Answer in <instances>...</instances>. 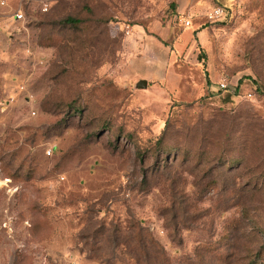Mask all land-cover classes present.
<instances>
[{
	"label": "rangeland",
	"instance_id": "1",
	"mask_svg": "<svg viewBox=\"0 0 264 264\" xmlns=\"http://www.w3.org/2000/svg\"><path fill=\"white\" fill-rule=\"evenodd\" d=\"M0 264H264V0H0Z\"/></svg>",
	"mask_w": 264,
	"mask_h": 264
},
{
	"label": "built area",
	"instance_id": "2",
	"mask_svg": "<svg viewBox=\"0 0 264 264\" xmlns=\"http://www.w3.org/2000/svg\"><path fill=\"white\" fill-rule=\"evenodd\" d=\"M1 4L4 5V2H2ZM40 6H41L40 7V10L42 12L46 13L48 11V8H47V5L46 4H41ZM223 13H224V10L221 7H213L211 9V11L209 12V14H208V19L210 21H214V20L220 19V18H222ZM13 19L15 21H17V22L24 20V16L21 13L20 9L16 13L13 14ZM184 24H185V26H189L190 25V22L189 21H185ZM126 34H129V31L128 30H126ZM217 87L218 88L215 91H220V90L221 91H223V90L224 91H227V90H229L228 89V86H227V83H226V81L224 79L221 80L218 83ZM21 89H23V87H21ZM246 97L250 98L251 97V94H248ZM1 107H4V104H2ZM51 151L52 150H48L47 151V155L48 156L51 155Z\"/></svg>",
	"mask_w": 264,
	"mask_h": 264
},
{
	"label": "trees",
	"instance_id": "3",
	"mask_svg": "<svg viewBox=\"0 0 264 264\" xmlns=\"http://www.w3.org/2000/svg\"><path fill=\"white\" fill-rule=\"evenodd\" d=\"M64 22L66 23V24H70V23H74V22H76L74 19H72V18H67V19H65L64 20ZM199 30H195L194 31V33H196V32H198ZM202 52H200L199 53V56H201L202 57ZM229 90H227V91H215V90H212V95H216V96H223L224 98L225 97H227L229 94H232V95H234V96H240V87H239V84L237 83L235 86H233L232 88H228ZM257 88L256 87H252V89H250V94L251 95H253V94H255L257 91ZM215 94H214V93ZM255 92V93H254Z\"/></svg>",
	"mask_w": 264,
	"mask_h": 264
},
{
	"label": "water",
	"instance_id": "4",
	"mask_svg": "<svg viewBox=\"0 0 264 264\" xmlns=\"http://www.w3.org/2000/svg\"><path fill=\"white\" fill-rule=\"evenodd\" d=\"M147 81L145 80H139L136 84H135V88L137 90H142V89H146L147 88Z\"/></svg>",
	"mask_w": 264,
	"mask_h": 264
},
{
	"label": "crops",
	"instance_id": "5",
	"mask_svg": "<svg viewBox=\"0 0 264 264\" xmlns=\"http://www.w3.org/2000/svg\"><path fill=\"white\" fill-rule=\"evenodd\" d=\"M141 79H144V80H146V81H149V79L148 78H146V77H142ZM148 83V82H147ZM148 86V85H147Z\"/></svg>",
	"mask_w": 264,
	"mask_h": 264
}]
</instances>
